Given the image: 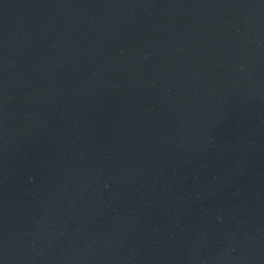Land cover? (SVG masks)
<instances>
[{
  "label": "water",
  "instance_id": "95a60500",
  "mask_svg": "<svg viewBox=\"0 0 264 264\" xmlns=\"http://www.w3.org/2000/svg\"><path fill=\"white\" fill-rule=\"evenodd\" d=\"M0 264H264V0H0Z\"/></svg>",
  "mask_w": 264,
  "mask_h": 264
}]
</instances>
